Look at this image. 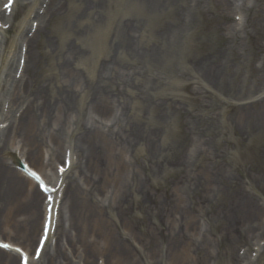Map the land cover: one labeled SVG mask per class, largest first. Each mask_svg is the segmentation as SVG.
Instances as JSON below:
<instances>
[{"label": "rangeland", "instance_id": "rangeland-1", "mask_svg": "<svg viewBox=\"0 0 264 264\" xmlns=\"http://www.w3.org/2000/svg\"><path fill=\"white\" fill-rule=\"evenodd\" d=\"M97 1V27L92 26L94 10L74 18L79 7L72 0L68 17L59 23L51 20L44 32L58 30L62 38L68 24L86 29L83 42H74L88 49L79 65L85 81L94 79L100 62L121 77L117 92L108 81L87 91L89 97L116 98L128 109L115 114L122 137L129 140L122 158L133 168L128 210L120 226L109 208V186L96 179L97 170L79 171V183L102 202V225L114 228L129 253L116 254L96 228L79 230L72 245L59 231L55 234V222L36 264L48 263L57 241V264H264V0ZM23 12L20 0L8 38L16 34ZM93 34L98 35V47ZM43 39L32 44L33 52L41 54L33 82L27 73L25 79L51 100L57 85ZM17 60L5 72L0 121L10 113L22 73ZM68 140L65 160L55 163L48 160V146L42 147L41 164L40 154L32 159L21 143L14 145L16 154L47 177L53 179L60 170L61 199L79 167L85 166L74 149L77 137ZM0 158L12 162L7 154ZM28 187L23 182L15 195H6L0 241L25 246L30 253L44 207L39 198L30 210ZM28 219L36 220L26 242L22 224Z\"/></svg>", "mask_w": 264, "mask_h": 264}, {"label": "bare ground", "instance_id": "bare-ground-1", "mask_svg": "<svg viewBox=\"0 0 264 264\" xmlns=\"http://www.w3.org/2000/svg\"><path fill=\"white\" fill-rule=\"evenodd\" d=\"M71 1L22 0L24 12L15 24L16 34L8 38L9 23L13 21L14 11L20 0H14L13 4L7 8L5 5H9L8 0H0V92L8 82V76L5 72L10 61L18 58V67H22V73L16 82L15 98L11 101V110L18 101L21 100L22 103L15 111L10 110L8 116L0 121V156L7 154L12 159V162L9 163L0 158V210L5 207L6 195L8 193L15 195L23 182L29 184V191L26 190L25 195L30 210L35 209V203L39 198H42L41 207H44V210L38 213L40 227L35 247L28 253L27 249L24 248L25 246L17 247V244L13 242L1 241L10 245V248L7 249L0 247V261L3 264L20 263L22 257L20 251L27 254V264H36L37 243L43 237L45 228L48 226L49 233L41 251L42 254L52 237L55 222V234L59 231L72 245H75L78 240L79 230L96 228L99 229V234L107 237L110 249L114 250L116 254H121L124 257L126 253H129L128 247L121 243V239L114 228L102 225V202L96 200L95 197L92 198L90 193L84 190L79 183L81 171H86V169L88 171L90 167L97 170L95 172L96 179L99 182L104 180L109 186V208L113 211L116 225L120 226L124 220L122 214L128 210L126 201L131 196L133 168L130 162L122 158V154L128 151L129 140L122 137L119 126L120 119H115V114L119 109L123 111L128 109L116 98L89 97L87 91L92 85L108 81L105 83L109 84L110 82L114 86V91L117 92V83L121 77L118 76L113 67L100 62L97 64L94 79L85 81L79 65L82 62L85 63L88 49L83 43V45H76L74 42L88 35L89 31L86 29H77L68 24L64 26L65 30L62 29V38H59L61 34L60 31L57 32L58 30L51 29L48 34L44 32L51 20H56L59 23L68 17ZM75 1L79 9L74 18L79 20L94 10L92 26L93 28L97 27L100 22L98 9L100 2L97 0H92V2H88V0ZM53 32H55V42L51 36ZM65 33H67L68 38L65 37ZM40 38H44L42 42L43 53H46L52 62L54 80L57 85L51 100L46 97L44 92L38 89L34 90L28 80L25 79L27 73L30 82H33L34 68L40 62L41 54L38 55L33 52L32 44ZM90 38H93L94 41L98 39V47V35L93 34ZM116 47L114 44L112 50ZM30 95L32 97H29ZM111 121L114 122L110 124ZM69 136L70 138L77 137L74 149L78 152L79 160L83 161L84 159L85 166L82 169L79 167L78 174L79 171L80 174H77V177L74 176L72 182L64 188V195L61 199L62 174L59 173L60 171L57 169L53 179L47 177L45 171L31 167L25 159H22V156L16 154L18 149L14 145L17 141V143H21V149L26 148L32 159L40 154L39 163L41 164L44 159L42 147L48 146V160L55 163L59 158L65 160V154L70 148ZM23 163L27 165L26 168H31L41 176L45 184L50 187L48 193L42 192L39 184L36 183V179L28 177L23 172ZM64 198H67L66 210L61 207ZM50 204H52L51 219L46 225L47 207ZM1 212L0 225L3 227L5 220H2ZM58 216L59 220L57 219ZM35 220L28 219L22 224V228L26 232V242L31 239ZM57 220L60 221V225L57 224ZM127 225L130 227L129 224ZM63 236L59 237L60 244L64 243ZM17 249L20 251L17 252ZM59 250V241H57L56 249L51 254L47 264H57L56 257Z\"/></svg>", "mask_w": 264, "mask_h": 264}, {"label": "snow or ice", "instance_id": "snow-or-ice-1", "mask_svg": "<svg viewBox=\"0 0 264 264\" xmlns=\"http://www.w3.org/2000/svg\"><path fill=\"white\" fill-rule=\"evenodd\" d=\"M10 6H11L10 4H9V5H5L6 8H7V7H10ZM2 247H4V248H9V245L4 244V245H2ZM16 251L19 252L20 250L17 249ZM24 259H25V264H27V257H24Z\"/></svg>", "mask_w": 264, "mask_h": 264}]
</instances>
